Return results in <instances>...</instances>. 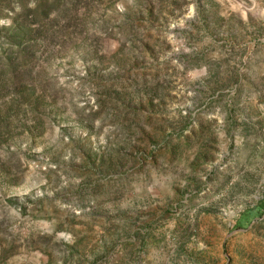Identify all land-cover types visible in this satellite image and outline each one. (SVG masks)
<instances>
[{
    "label": "rangeland",
    "instance_id": "obj_1",
    "mask_svg": "<svg viewBox=\"0 0 264 264\" xmlns=\"http://www.w3.org/2000/svg\"><path fill=\"white\" fill-rule=\"evenodd\" d=\"M262 202L264 0H0V264H264Z\"/></svg>",
    "mask_w": 264,
    "mask_h": 264
},
{
    "label": "trees",
    "instance_id": "obj_2",
    "mask_svg": "<svg viewBox=\"0 0 264 264\" xmlns=\"http://www.w3.org/2000/svg\"><path fill=\"white\" fill-rule=\"evenodd\" d=\"M10 63L13 62L12 59H9ZM264 213V202L260 203L259 205L249 208L245 210L240 218L237 220L235 229L236 230H245L249 228L253 222L255 221L256 218H259L263 215Z\"/></svg>",
    "mask_w": 264,
    "mask_h": 264
}]
</instances>
